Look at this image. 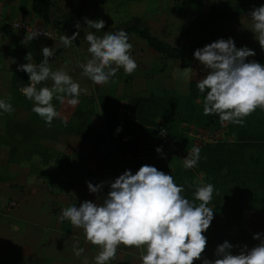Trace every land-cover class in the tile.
I'll return each instance as SVG.
<instances>
[{"label":"rangeland","instance_id":"1","mask_svg":"<svg viewBox=\"0 0 264 264\" xmlns=\"http://www.w3.org/2000/svg\"><path fill=\"white\" fill-rule=\"evenodd\" d=\"M50 1L48 20L37 16H17L12 10L0 7V98L7 99L11 96L10 102L14 108L10 115L0 114V264H83L85 257L88 264H93L94 256L99 250H93L94 247L85 241L79 229H68L70 221L66 220L65 224L60 220L62 209L74 204L79 207L84 200H97V194L90 193L85 182L99 184L101 181L115 179L128 169L135 173L145 164L173 175L176 169L183 166V159L192 147H199L204 141L223 140L233 144L236 149L239 148L228 157L233 160L232 163L238 161L239 164H229L213 178L211 183L216 191L208 206L214 208V212L223 208L238 215L245 210L264 214V111L257 109L246 118L244 126L230 123L227 126L220 122L205 127L194 123L193 118L184 117L185 113L182 111L174 120L177 129L175 134L178 135L167 140L171 149L165 154L166 158H161L160 155L121 156L104 138L95 95L101 91L104 94L112 92L118 102L132 95L147 93L181 96L187 91L189 78L200 79L205 75L203 66L193 55L181 59L162 58L148 48L142 39L130 33L129 43L133 45L132 55L138 68L131 75L125 74L121 68L109 83L96 85L81 74L82 69L78 66V62L86 63L90 58L87 51L89 45L83 35L86 29L80 26L78 30L75 25L53 22L63 15L74 14L80 8L92 19H103L106 22L105 28L98 34L123 29L129 21H141L169 43H190L195 41L201 31L200 21L209 3L223 0ZM23 2L21 7L24 6ZM262 4L264 0H243V6L236 17L224 18L213 26V41L231 37L237 48L247 46L256 52L254 57L248 59L264 65V50H261L251 31L252 22L248 17L253 7ZM19 17L54 30L52 37L39 36L33 42L38 41L40 45L43 42H53L55 45L52 44L51 47L54 56L49 58L52 69L55 71L64 67L67 62L66 71L82 89H86L81 92L79 103L74 108L53 100L61 116L67 117V125L61 119H54L52 126L48 127L32 111L33 103L19 91L22 86L10 83L7 89L8 76L12 74L9 73L10 70L15 71L18 64H38L43 59L41 48L45 44L38 46L37 51L33 52L31 41L25 46L16 40L19 36L12 37L13 41H9L13 34L20 35V38L26 35V32L11 26V22ZM76 31H79V37L70 47H64L60 37L71 36ZM28 52L32 55L31 61L24 59ZM190 67L192 69L189 71ZM19 81L29 83V79L25 81L21 77ZM173 115V112H162L160 117L155 118V127L160 126L162 118ZM199 123H204V120ZM190 126L201 127V131H189ZM240 155L241 160L236 158ZM229 166H232L233 174L228 173ZM235 169L237 170L234 171ZM33 177L35 180L30 183ZM191 177L208 183L204 175L193 168ZM108 191L109 186L105 185L103 194ZM237 196H255L258 201L241 210L232 206L233 199ZM102 199L101 196V202ZM245 218L246 215L243 220ZM57 223L65 227L67 236L63 231L55 233ZM212 233L215 234L214 231ZM63 241L68 242L70 249H66L67 245L64 243L60 245ZM74 243L85 249L80 258L73 253ZM41 250L44 255L39 253ZM118 262L117 257L109 264ZM122 264H141V261L138 256Z\"/></svg>","mask_w":264,"mask_h":264},{"label":"clouds","instance_id":"2","mask_svg":"<svg viewBox=\"0 0 264 264\" xmlns=\"http://www.w3.org/2000/svg\"><path fill=\"white\" fill-rule=\"evenodd\" d=\"M248 17L252 22L251 31L264 50V4L253 7ZM84 23L96 33L106 25L103 19L88 17L84 18ZM75 27L79 30L80 23L77 22ZM79 34L76 31L71 36L63 35L60 41L64 47H70ZM41 35L47 36L41 29L27 30L21 44L25 46ZM84 39L89 45L90 58L86 63L78 62V66L82 69L81 74L94 84L109 83L121 68L127 75L138 68L132 55L133 45L124 29L104 32L102 36L88 32ZM41 52L43 59L38 64L17 65L18 71L29 75V83L19 91L33 103L32 111L48 127L54 119H61L67 125V117L61 116L53 100L74 108L86 89H82L66 71L67 62L64 67L52 69L49 58L54 56L53 47L43 46ZM255 55L256 52L247 46L237 48L231 37L217 39L194 51V59L205 72L196 82L199 92L205 94V116L217 115L221 124L244 126L246 118L257 109L264 111V65L248 59ZM24 59L31 61V53L28 52ZM49 80L51 86L46 83ZM11 99V96L0 98V114L14 112ZM121 130L118 127L116 131ZM155 151L161 158H166L162 146ZM200 151L198 146H193L188 152L183 159L186 170L198 165ZM34 180L35 177L29 182ZM85 183L90 193L97 194V200H84L79 207L74 204L62 209L60 220H68L74 228L82 229L85 241L98 247L93 264L114 261L121 246L142 250L141 264H194L198 260L202 264H264V233L253 234L252 239L259 243L252 247L225 240L215 248L214 259L204 256L208 245L204 233L214 219V208L208 206L216 191L212 183L193 180L189 184L185 180L184 184H177L172 174L148 164L135 173L128 169L115 179L99 184ZM105 185L109 186L107 194H103ZM185 185L194 188L192 199L185 196ZM234 248L238 249L235 253ZM84 252V248L73 244L77 258ZM83 264H88L86 257Z\"/></svg>","mask_w":264,"mask_h":264},{"label":"trees","instance_id":"3","mask_svg":"<svg viewBox=\"0 0 264 264\" xmlns=\"http://www.w3.org/2000/svg\"><path fill=\"white\" fill-rule=\"evenodd\" d=\"M50 4V0H31L29 7L39 18L48 20L50 17ZM242 6L243 0H233V2L223 0L209 4L200 21L201 31L198 33L195 41L190 43L181 41H177L176 44L169 43L155 34L147 23L141 21L126 22L123 29L128 34L132 33L142 39L148 48L158 53L162 58L181 59L186 56H192L197 48H200L205 43L213 41L215 37L213 26L224 18L236 17ZM85 17L92 19L91 16L79 8L74 14L63 15L62 18L54 20L53 22L64 25H75L79 22L88 28L84 23ZM88 32H93L101 36L103 35L96 33L95 29L88 28ZM11 73V85L16 83L18 84L17 86L26 85L24 82L19 81V78H24L25 81L28 80L29 75L27 73L18 71L17 69H15V71L12 70ZM198 80L199 78H189L187 81V91L181 96L147 93L132 95L126 100L118 102L112 92L97 95L96 104L103 126L104 138L121 156H153L159 155L155 149L161 146L164 154L170 152L171 145L167 142L165 136H168L169 139V137L174 138V136L178 135L175 134L177 129L174 120L182 111L185 113L184 117L193 118L192 121L202 127L208 126V124H220L217 115L205 116L203 114V99L205 94L200 93L197 89L196 82ZM195 100H198V102L196 103ZM162 112L174 113L172 117H164L160 121V126L164 129L165 136L157 134L154 129L157 123L155 122V118L156 116L160 117ZM201 120H204V123H199ZM118 127L122 129L120 132L116 131ZM199 148L201 150V159L198 165L193 169L200 171L208 183L213 182V178L224 171L229 164L233 166L239 164L238 161L232 163L233 160L228 158L232 151L239 148L236 149L233 147V144H228L223 140H215L213 142L204 141ZM237 153L239 154L240 152ZM241 157V155L236 156V158L240 160ZM231 167L232 166H229L227 169L229 174H233ZM236 170L237 169L234 171ZM191 172L192 169L186 170L182 166L173 172V177L177 184H184L185 180L191 184L193 181ZM240 183L244 184L243 181ZM193 192L194 188H189L185 185L184 194L187 198L192 199ZM257 201L255 196H237V198L234 197V205L232 204V206L243 209L244 206L251 205L252 203L256 204ZM217 211L222 212L225 211V209L220 208Z\"/></svg>","mask_w":264,"mask_h":264},{"label":"crops","instance_id":"4","mask_svg":"<svg viewBox=\"0 0 264 264\" xmlns=\"http://www.w3.org/2000/svg\"><path fill=\"white\" fill-rule=\"evenodd\" d=\"M24 1V2H23ZM30 1L31 0H0V7L4 8V9H10L12 10L13 13H15V15L17 16H37L36 14H34L32 12V10L30 9ZM22 2L24 3L23 7H21ZM211 4V3H209ZM24 10V11H23ZM38 17V16H37ZM81 27H84L86 30L84 31L85 33L83 34L85 36V34L88 33V28H86L83 24L80 23ZM77 29V28H76ZM11 35L9 38V41H13L12 37H16L19 36L18 41H22L24 36H21L22 38H20V35ZM31 50L33 52L37 51L38 46H43L45 44V42L42 43V45H40V42H36V41H31ZM33 44V45H32ZM49 44L48 46L51 47V45H55L53 42L52 43H46L45 46ZM8 72V71H7ZM6 72V73H7ZM9 73L11 74V70L9 71ZM5 74V72H4ZM10 77L11 75L8 76V86L7 89H9L10 87ZM48 84V86H51L52 81L49 80L46 82ZM91 90H89L90 92ZM100 93L104 94L103 91H101ZM99 93V94H100ZM97 94V95H99ZM96 98V95H95ZM103 128V126H102ZM259 214L263 215L262 217L258 216ZM246 215V218L243 220V216ZM247 225H246V223ZM64 223L67 224V221L64 220ZM59 224V225H58ZM68 229L69 228H74L71 223L68 224ZM78 229V228H75ZM55 233L57 232H64L65 236H67V232L65 227H61L60 223H57L55 225ZM212 231L215 232V234L212 233ZM60 232V233H61ZM79 232H81L82 235H84L83 230L79 229ZM255 233H264V214L259 212V211H253V210H245L240 212L239 215H234L232 213H230V211H215L214 212V219L211 222L210 228L207 230L206 233H204L207 236L208 239V245L206 248V251L204 253V256L207 257L208 259H214V251L215 248L217 247V245L223 243L225 240H228L229 242H231L234 245H243V244H247L249 247H252L254 245H256L257 243H259V241L253 240V234ZM63 243L66 246V249H70L68 246V242H62L60 245L62 246ZM93 246V245H92ZM93 250H99L98 247L93 246ZM18 249V248H17ZM16 249V250H17ZM66 249H62L67 251ZM13 251L15 249H12ZM11 250V251H12ZM61 250V249H60ZM41 250L39 253L42 254ZM142 250L140 249H136V248H125L123 246H121L118 251H117V257L119 258V262L117 264H122L124 261H129L131 260V258H138V256H140ZM238 249L234 248L233 252H237ZM37 253V251H36ZM63 256V255H62ZM68 257V256H66ZM194 264H202V261H195Z\"/></svg>","mask_w":264,"mask_h":264},{"label":"built area","instance_id":"5","mask_svg":"<svg viewBox=\"0 0 264 264\" xmlns=\"http://www.w3.org/2000/svg\"><path fill=\"white\" fill-rule=\"evenodd\" d=\"M32 23L33 22L30 23V20H28L26 18L19 17V18L14 19L11 22V26L16 28V29H19V30H21L23 32H26V33H27V30L31 31L33 29H41L47 34V36L41 35L40 37H52L53 36V32H52V31H54L53 29L47 28L43 24H32ZM189 128H190L189 131H191L192 129H197L198 131H201V130H199V128H201V127L190 126ZM155 130H156L157 134H159L161 136H165V131H164V129L161 126H159L158 128L155 127ZM165 138H166V140H169L168 136H165Z\"/></svg>","mask_w":264,"mask_h":264}]
</instances>
